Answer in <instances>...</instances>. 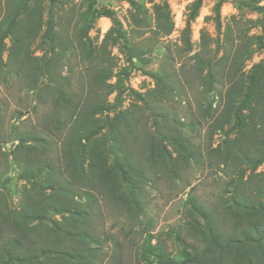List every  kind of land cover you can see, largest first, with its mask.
<instances>
[{
  "label": "rangeland",
  "instance_id": "obj_1",
  "mask_svg": "<svg viewBox=\"0 0 264 264\" xmlns=\"http://www.w3.org/2000/svg\"><path fill=\"white\" fill-rule=\"evenodd\" d=\"M163 1L169 5L174 30L169 36L158 38L151 29L156 17L154 9L163 5ZM195 1L137 0L144 9L147 25L140 35H136L131 31L134 11L129 3L99 0V7L114 11L124 29L129 30L131 44L140 45L146 53L142 62L133 59L134 66L127 61L123 46H110V54L97 56L92 64L85 60L78 44V29L82 25L81 15L87 10V0H59L55 8L57 30L71 44L69 52L56 64L64 78L62 82L68 93L82 104L94 96L101 102L105 101L107 88L94 80L100 62L114 71L109 84L115 86L123 80V85L117 90L124 92L122 105L109 113L111 120H118L115 129H104L98 138H106L110 144L114 141L112 131H115L124 152L120 154L127 155L142 175L140 210L130 211L109 195L106 186H99L93 191V199H88L84 194L77 197L82 202L83 223L76 222L70 216L66 220L51 216L52 221L46 224L54 226V219L61 221L62 226L69 230L83 226L82 230L89 234L87 242L96 250L93 264H148L143 261L142 254L150 237L153 238L152 246H159L171 258H180L182 247L176 239L177 235L191 245L201 238L186 225V203L190 196L214 211L220 230L228 234L232 219L226 214L225 207L232 193L227 190V185L238 181L251 200L254 199L251 197L254 191L262 185V178L250 179L251 170L247 171L243 180L240 179V171L246 168L241 157L231 154L224 160L223 156H226L229 148L225 131L230 125L222 132L212 128L214 121L225 110L231 84L243 80L239 86L244 94H248L253 87L248 77L254 66L264 62V48L255 42L250 43L251 58L244 60V63L238 61V68L233 71L231 64L235 59L233 51L239 44L264 37V30L259 25L262 16L248 9H238L233 0H223L220 10L222 33H219L214 8L220 0H203L197 16L191 20V6ZM3 4L4 0H0V18ZM111 27L112 22L108 18L96 20L88 35L94 47L101 46ZM188 29L192 46L190 51L187 45ZM202 33L206 34L205 48L202 46ZM218 41L221 43L220 49ZM6 45L7 51L0 64V189L3 190L0 193L8 194L10 208L18 210L25 185L19 180L23 171L20 165L24 164L26 157L23 151L14 153L20 138H24L29 155L40 160L33 167L48 164L54 171V177L67 189H76L79 184L68 177L63 159L70 134L69 115L54 101L48 78L42 80L35 91L30 90V70L9 61L11 42L7 41ZM39 45L40 40L33 46L32 52L42 63L41 58L47 55L49 59L53 53L46 45L44 49H40ZM199 58L205 63L211 62L203 71L198 65ZM125 69L131 72L129 78L122 75L119 79L118 74ZM154 72L169 74L171 92L164 94L156 87L150 75H147ZM130 90L147 94L145 101L137 100ZM116 94L109 96L107 103L114 105ZM243 99L238 97L236 107L241 105ZM106 116L107 113L96 118L104 121ZM241 122L248 128L242 133L243 140L252 149L253 142L264 138L261 113L243 110ZM158 130L183 134L198 153L196 161L180 164L171 173L155 161L156 164L150 163L151 138ZM238 134L240 131L232 134L229 140L236 139ZM35 139L44 141L37 142ZM250 154L253 155V152L250 151ZM255 173H264V165L258 167ZM8 235V228L1 227L0 245ZM67 246L77 248L76 243H68Z\"/></svg>",
  "mask_w": 264,
  "mask_h": 264
},
{
  "label": "trees",
  "instance_id": "obj_2",
  "mask_svg": "<svg viewBox=\"0 0 264 264\" xmlns=\"http://www.w3.org/2000/svg\"><path fill=\"white\" fill-rule=\"evenodd\" d=\"M48 6L45 7V3ZM127 2L133 8L131 16V31L140 35L143 27L147 25L144 9L138 5L137 0H119ZM238 9H248L262 16L259 25L264 30V0H233ZM87 10L81 15L82 24L79 27V41L85 60L92 64L94 58L102 54H110V46H123V53L127 61L134 66L133 59L144 61L146 54L140 45L131 44V34L124 29L123 24L117 18L114 11L99 7V0H87ZM203 0H196L191 6V17L197 16ZM59 0H4V9L0 18V64L3 62L7 51L6 42H11L8 59L14 64H20L22 68H28V86L35 91L42 80L48 78V87L54 96V101L69 115L71 121L68 142L63 151L66 173L69 178L76 180L79 186L76 189H67L57 178L48 164H38L37 157L29 155V148L25 146L24 138H20V144L15 152L23 151L26 155L23 171L19 180L23 181V197L18 210L11 209L8 204V194L0 193V237L1 227H7L9 235L0 245V264H93L92 260L95 248L88 243L89 234L82 230L83 226H76L73 230L62 226V222L54 220V226H46L52 221L51 216H60L66 220L69 216L78 223L85 221L82 212L81 201L78 196L84 194L88 199H93V191L99 186H106L110 196L118 199L121 205H125L130 211L140 210V187L142 175L140 170L132 163L124 153L122 146L118 144L117 134L112 131L113 142L108 144L106 138H98V135L106 129H115L117 118L111 120L109 113L116 110L123 102V90L117 91L123 83L120 80L115 86L108 82L114 77L111 67L100 62V67L94 77L95 83L107 88L105 101L101 102L97 97L81 103L72 94H69L64 79L56 64L71 49V44L61 37L57 30L55 8ZM223 0L215 6L216 29L222 33L221 6ZM156 17L151 31L158 38L169 36L174 30L169 5L163 1V5L154 9ZM105 17L112 22V27L106 34L100 47H94L88 36L94 27L96 20ZM187 45H190L189 29L187 30ZM206 34L202 33V46L205 48ZM40 40V49L46 45L53 55L47 59L33 56L32 48ZM257 43L264 48V37H257L254 41L242 42L233 53L235 59L231 64L232 71L238 68L237 62L251 58L252 49L250 43ZM218 49L221 43L217 42ZM126 50V51H125ZM96 54V55H95ZM208 63L201 58L198 60L199 68L203 71ZM208 69H210L208 67ZM131 72L128 69L118 74L129 78ZM156 87L162 93L172 91L169 74L148 73ZM253 87L248 94H244L239 84L243 80L231 84L227 93L226 107L222 115L214 121V131H225L229 148L227 156L235 154L241 157L246 165L240 171V179L243 180L247 171L251 170V178H262L259 186L251 197L245 195L243 187L238 181L229 183L227 190L232 193V198L226 201V214L232 219L231 231L224 234L219 228L218 216L214 211L208 210L195 197L190 196L186 203L187 227L195 234L201 235L199 242L189 244L180 235L176 236L182 247L180 258H171L159 246H152L153 238H149L142 254L143 261L148 264H264V173L256 174L255 170L264 165V138L258 139L248 148L243 140L242 133L248 129L242 121V111L248 109L251 113H261L264 121V62L253 68L248 77ZM115 104L107 103V99L116 93ZM131 94L139 101H145L147 94L130 90ZM239 98H244L241 105L236 107ZM91 95L89 96V99ZM236 110V111H235ZM104 121L96 118L105 115ZM119 117V116H118ZM231 122H233L231 124ZM238 134L234 140H229L232 134ZM44 141L43 139H35ZM226 140V141H227ZM109 145V146H108ZM33 148H35L33 146ZM253 152V155L250 154ZM224 154V153H222ZM197 151L189 140L181 133H167L158 130L151 138L148 161L159 164L168 172L179 168L180 164H188L196 161ZM18 159V158H17ZM19 160V159H18ZM156 163H155V162ZM45 174L47 176H45ZM46 177V178H45ZM46 179V180H45ZM1 190V189H0ZM3 191V190H1ZM26 201V202H25ZM68 243H76L77 248L68 247Z\"/></svg>",
  "mask_w": 264,
  "mask_h": 264
}]
</instances>
